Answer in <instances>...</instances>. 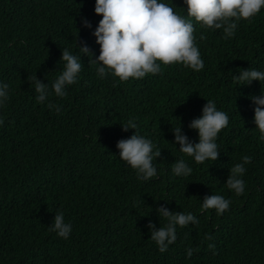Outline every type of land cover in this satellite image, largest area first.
<instances>
[{"label":"trees","instance_id":"1","mask_svg":"<svg viewBox=\"0 0 264 264\" xmlns=\"http://www.w3.org/2000/svg\"><path fill=\"white\" fill-rule=\"evenodd\" d=\"M173 2L183 7L182 0ZM94 5L0 0V81L10 88L0 108V264H264V140L249 99L264 82L243 86L232 79L241 69L264 70V9L241 21L229 40L222 30L197 24L201 72L174 64L162 74L122 83L110 75L99 78L91 57H82L78 83L64 98L49 97L57 112L48 101L37 102L29 79L36 75L51 87L64 67L62 50L76 54L77 43L99 55L92 31L80 23L86 17L95 29L102 17ZM209 99L228 114L229 124L218 134V160L197 164L171 144V129L180 120L198 142L188 124ZM129 119L162 151L154 160L158 178L138 180L119 158L117 142L134 131H122ZM244 155L253 162L243 177L245 192L236 196L225 183ZM180 158L193 168L188 177L172 173ZM211 194L231 200L229 210H204L202 201ZM161 205L199 220L178 227L165 253L146 228L150 221L157 228L166 223L156 212ZM57 212L73 226L67 240L48 228ZM189 248L195 250L191 258Z\"/></svg>","mask_w":264,"mask_h":264},{"label":"clouds","instance_id":"2","mask_svg":"<svg viewBox=\"0 0 264 264\" xmlns=\"http://www.w3.org/2000/svg\"><path fill=\"white\" fill-rule=\"evenodd\" d=\"M182 3L183 7H176L173 0H95L94 13L102 19L94 30L86 17H82L80 23L84 29L92 31L99 46V55L95 56L86 42L77 43L79 51L76 54L67 48L62 50L59 62L62 61L64 67L52 81L51 87L36 75L29 79V84L37 94V102L48 101L47 107L59 112L60 108L49 97L55 95L64 98L68 95V88L78 83L82 57H91L89 63L96 66L99 78L110 75L122 83L128 82L130 78L138 80L148 75L162 74L164 66L174 64L201 72L205 64L196 44V25L213 31L222 30L224 39L229 40L235 36L241 21L251 20L264 9V0H182ZM200 38L204 39V36L201 34ZM232 79L243 86L251 85L254 81L261 85L264 82V70L241 69ZM9 99V85L0 81V108ZM249 99L254 106L255 129H258L260 139L264 140V89L261 88L259 95ZM206 101L202 114L188 124L189 130L197 133L198 142L192 141L184 133L179 119L180 126L171 129L174 136L171 144L178 145L179 152L197 164L218 160L221 154L216 142L218 134L229 124L228 114L219 110L215 101ZM3 122V118H0V125ZM120 126L124 132L134 131L129 138L117 142L119 158L135 171L138 180L158 178L154 160L161 157L162 151L152 140L136 131L138 126L134 120L129 119ZM252 162V156L244 155L229 170L225 184L236 196L245 192L243 177L247 172L246 166ZM192 172L193 168L184 158L176 160L172 166V173L176 177H188ZM230 204L231 200L224 196L211 194L204 197L202 208L215 210L217 215H222L229 210ZM156 212L166 223L157 228L150 221L146 228L161 253L167 252L169 246L176 242L178 227L199 224L192 212L171 211L166 205L158 207ZM48 228L59 238L67 240L73 226L65 221L63 212H57ZM209 248L214 249L215 245L209 244ZM193 251L187 249L188 258H191Z\"/></svg>","mask_w":264,"mask_h":264}]
</instances>
